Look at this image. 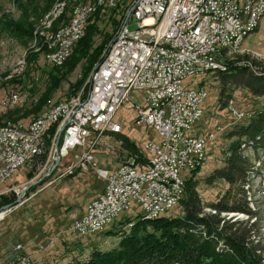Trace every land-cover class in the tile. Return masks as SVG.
<instances>
[{
  "label": "built area",
  "instance_id": "2783aa9c",
  "mask_svg": "<svg viewBox=\"0 0 264 264\" xmlns=\"http://www.w3.org/2000/svg\"><path fill=\"white\" fill-rule=\"evenodd\" d=\"M86 1L79 4L73 18L83 11ZM110 4L112 0L107 12ZM263 16L264 0H232L231 4L223 0H133L119 24L120 34H113L92 77L75 95L51 106L40 124L0 126V198L16 197L15 206L0 208V231L8 213L28 202L26 192L37 183L7 185L15 172L33 165L28 173L39 170L43 173L39 181L47 180L74 148H79L80 155L61 177L69 176V171L83 174L94 169L105 184L85 212L72 218L71 233L84 237L90 235V228L113 227L133 203L139 205L140 214L169 216L180 204L173 200V193H184L182 173L191 177L204 165L207 148L215 138L214 132L195 130L208 99L207 90L195 79L208 74L207 65L221 64V57L239 51L244 43L239 34L247 38L248 27L256 30ZM130 25L135 28L129 30ZM80 29L81 24L69 36L61 35L62 51L57 58L71 48ZM219 47H227L226 56H219ZM57 58L49 62L54 67ZM221 65L226 70L227 64ZM16 94L12 91L0 101V115ZM128 100L137 110L135 124L151 129L159 140L145 144L147 156L122 150L121 164L98 168L94 154L106 135L121 132L114 117ZM228 112L236 121L249 117L231 101ZM125 219L117 227L127 232L130 222L121 224ZM2 264L39 263L16 243Z\"/></svg>",
  "mask_w": 264,
  "mask_h": 264
},
{
  "label": "rangeland",
  "instance_id": "374dc122",
  "mask_svg": "<svg viewBox=\"0 0 264 264\" xmlns=\"http://www.w3.org/2000/svg\"><path fill=\"white\" fill-rule=\"evenodd\" d=\"M45 1L17 0L16 4L14 0H0V18L2 17L3 21L18 22L23 26L26 23L33 24L34 31H36L42 17L59 0H54L51 8L45 14H42ZM64 1L66 2V17L67 14H70L72 7L75 4L82 3L83 0ZM126 2L123 0L120 3L122 5L113 10L115 11L113 16L117 20V26L126 11ZM123 4H126V6H123ZM30 5L35 8L33 15L26 11ZM102 11L101 14L103 15L107 12V10ZM109 13L104 15V18L101 17L102 19L97 22V26H99L102 34L106 33V36L113 37V34L117 31V26L110 24ZM113 16L111 18H114ZM64 19H59L56 27ZM134 28L133 25L129 26V30ZM1 29L3 28L0 27V101L8 97L12 91L16 92L18 97L14 105L9 106L6 104V109L1 113L0 123H4L10 122L6 119L9 111L14 109L28 110L49 86L46 75L39 71V68L43 67L48 71L51 67H60L45 64L46 62L42 56V59L38 58L35 67L30 71V76L25 78L26 87L13 83L12 79L14 77L19 80L26 75L27 60L25 61V57L27 50L40 51H36L37 46H34L33 39L27 41L23 37L15 38V36ZM95 42V44L100 42V36L95 38ZM102 53H105V49ZM224 61L225 64L232 62L237 65L247 62L251 63L255 69L264 68V16L259 22L257 31L251 33L245 39L237 53L230 54ZM78 67L71 72H67L68 74L60 80L59 86L54 89L51 99L47 101L49 102L46 104L48 106L43 107L38 115L35 117L30 115L21 119L18 123H12V121L10 123L27 127L31 121L44 115L52 105L68 99L71 95L70 86H75L80 78ZM94 70L95 66L88 77L92 75ZM60 71V74H64L67 70L64 68ZM188 82L187 80L184 84L186 85ZM195 82L199 85L202 84L208 93L204 114L195 130L201 134L215 133L214 140L207 148L204 165L199 168L194 176L195 190L205 213H208L210 206L220 199L225 192L227 193L229 185L223 180L209 183L207 178L215 169L222 168L225 165L228 146L237 139L234 136V131L249 122L247 119L236 121L232 118L230 112H228V105L231 101L241 112L248 113L249 119L251 116L255 117L262 110L264 97L253 96L246 88L225 82L220 74L208 73L197 77ZM29 88H32L33 91H29ZM136 114V107L132 105L130 100L124 102L117 110L114 121L120 123L121 132L106 135L98 146L94 154L98 168L115 167L124 161L121 157L122 150L127 153L131 152L121 144L119 136L135 144L137 150L143 153L144 156H147L144 150L145 144L149 141L156 142L159 140L158 135L151 129L139 127L135 124ZM242 150V153L248 157L251 168L246 172L243 182L230 187L231 198L229 200L234 201L235 199L241 204L246 203L247 208L254 213V216L248 218L247 215L241 213L222 214V216L228 222L237 220L248 222L247 226L253 224L254 235L264 250V156L262 152L257 154L247 146ZM79 155V148L70 149L67 156L61 160L57 171L51 174L45 182L39 181L43 176V173L40 174L39 170H30L29 173L31 174L28 173L29 168L33 165H27V168L24 165L15 172L7 185L31 180L37 183L26 192L25 197L29 198L28 202L8 213L1 224L0 264L9 256L10 247L16 243L21 244L26 253L31 255L32 259L39 264H73L76 261H84L93 250L107 251L116 247L119 237L114 234H106V232L111 228L114 231L118 230L117 224L121 219H134L136 215L141 217L139 205L133 203L131 208L119 217L116 225L107 227L102 233L84 237H77L71 233L72 218L75 217L78 210L85 208L86 203L101 193L105 184V181L98 176L94 169L83 174L69 171V175L73 176L61 177V173L74 164L76 157ZM182 176L185 180L190 177L187 173H182ZM8 199L11 203L13 202L12 204L9 203L10 206H15L16 197L11 196ZM2 204L1 202L0 205ZM9 204L7 205L9 206ZM181 215L180 205L175 206L169 213L171 217H180Z\"/></svg>",
  "mask_w": 264,
  "mask_h": 264
},
{
  "label": "trees",
  "instance_id": "16d2710c",
  "mask_svg": "<svg viewBox=\"0 0 264 264\" xmlns=\"http://www.w3.org/2000/svg\"><path fill=\"white\" fill-rule=\"evenodd\" d=\"M53 2L54 0L45 1L42 14L51 8ZM14 3L17 4V0H14ZM34 9L30 5L26 11L33 15ZM102 10L107 9H97L90 17L85 26L84 36L76 44L70 58L62 67H51L48 71L43 67L39 68V71L46 75L49 86L35 103L28 110L9 111L7 120L18 123L30 115L33 117L38 115L43 107L48 106L46 105L49 103L47 101L51 99L60 80L77 66H79L80 78L75 86H70V96L75 95L84 86L90 72L98 63L102 52L112 38V36H106V33L102 34L97 26V22L109 13L103 15L101 14ZM113 10L109 13V21L110 24L117 26ZM66 17L64 15L61 18H65L62 23L67 19ZM1 18L0 27L3 28L1 30L15 38L23 37L27 41L34 38L32 36L34 34L33 24L26 23L23 26L18 22L3 21ZM56 23L53 30L62 24L56 27ZM97 36H100V42L95 44ZM38 58L42 59L41 51L35 52L28 49L25 57V61L27 60L26 75L19 80L14 77L12 82L26 87L25 78L30 76V71L35 67ZM64 68L67 71L60 74V70ZM225 72L220 74L225 82L244 87L253 96L264 97V68L255 69L251 63L247 62L242 65L228 62ZM84 90L85 92L88 90L87 85ZM29 91L32 92V88H29ZM246 119L249 122L234 131V136L237 139L228 146L225 165L215 169L207 178L209 183L223 180L229 185L227 193L225 192L210 206L208 213H205L195 190L194 176L199 171L198 168L193 171L191 177L185 180L184 193L179 204L182 210L180 217L161 216L150 221L141 219L139 215H136L134 219L126 218L121 224L129 222L133 224L127 232L120 231L119 228L106 232V234H114L119 237L116 247L107 251L93 250L86 260L76 261L73 264H264V250L254 235L253 224L247 226L248 222L237 220L228 222L222 216V214L229 213L245 214L248 218L254 216V213L247 208L246 203L241 204L235 199L234 201L229 200L231 198L230 187L243 182L246 172L251 168L248 157L242 153L244 150L242 148L247 146L257 154L262 152L264 156V105L255 117L251 116ZM53 131L54 129H51L50 133ZM119 139L131 153H138L135 144L121 136ZM7 201H9L7 197H1L0 203L3 204L0 205V208L11 203Z\"/></svg>",
  "mask_w": 264,
  "mask_h": 264
},
{
  "label": "bare ground",
  "instance_id": "6f19581e",
  "mask_svg": "<svg viewBox=\"0 0 264 264\" xmlns=\"http://www.w3.org/2000/svg\"><path fill=\"white\" fill-rule=\"evenodd\" d=\"M127 1V7L125 13L122 15L121 22L122 24L126 18V12L128 9L131 8V5L133 3V0H124ZM123 0H112V4H110V9H118L120 7V3H122ZM232 0H223L224 4H231ZM81 4V3H79ZM79 4H75L72 7V10H70V14H67V19L56 29L53 26L54 24L61 19L66 12V2L64 0L57 1L52 8L42 17L40 21V25L38 26V29L34 31L33 34V40H34V46H37L36 51H41L44 61L49 64L50 66L54 67V63H49L50 61L54 60L59 56L60 52L62 51V36H69V31H75L76 28H78L81 24V29L79 31V34L77 37L71 41V48L69 50H66V53L61 58H57V62H55V67H62L65 62L70 58L76 44L79 42V40L84 36L85 33V26L90 17L97 11V9L105 8L107 9V6L109 4V0H91L84 3V9L81 13H77L74 16V12L78 10ZM126 4H123V6ZM255 31V27H248V35L253 33ZM115 34H120V27L117 28V31ZM246 34H239V41H245ZM51 41L50 45H48L47 41ZM238 51H234V54ZM227 55V47H219V56H226ZM225 58L221 57V64H225ZM221 64H209L207 65V72L212 74H222L225 73L226 70H224V66ZM94 72V71H93ZM93 74V73H92ZM92 77V75L90 76ZM18 100V97L15 96L12 101L8 103L9 106H12L15 104V102ZM54 106V105H52ZM50 111V108L47 110L46 113ZM45 119V114L42 116L37 117L32 122L33 124H40V122H43ZM31 124V122L29 123ZM0 126H6V127H22L19 125L12 124L10 122H4L0 123ZM28 127V126H27ZM185 183V179H183V186ZM183 197L182 192H174L173 193V200H181ZM164 215H150V213H142L141 219L143 220H153L155 218L161 217ZM132 223H129L127 225V230H129L132 227ZM105 229H98V228H90V235L98 234L104 232Z\"/></svg>",
  "mask_w": 264,
  "mask_h": 264
},
{
  "label": "crops",
  "instance_id": "0c3cea01",
  "mask_svg": "<svg viewBox=\"0 0 264 264\" xmlns=\"http://www.w3.org/2000/svg\"><path fill=\"white\" fill-rule=\"evenodd\" d=\"M56 171H57V170H56ZM56 171H55V172H56ZM55 172H54V173H55ZM61 174H62V173H61ZM69 176H73V175H69ZM102 191H103V188H102V190H101V193H102ZM101 193H100V194H101ZM100 194H99V195H100ZM99 195H98V196H99ZM88 203H89V202H88ZM88 203H86L85 208H86V206H87ZM23 205H24V204H23ZM85 208H84V209H81V210H78V211H77V214H76L75 216H80L81 214H83V213L85 212ZM1 230H2V229H1ZM10 248H11V247H10ZM24 250H25V249H24ZM25 252H26V251H25Z\"/></svg>",
  "mask_w": 264,
  "mask_h": 264
}]
</instances>
